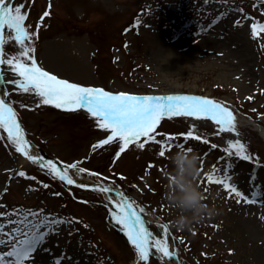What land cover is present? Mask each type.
I'll return each instance as SVG.
<instances>
[{
    "label": "rangeland",
    "instance_id": "374dc122",
    "mask_svg": "<svg viewBox=\"0 0 264 264\" xmlns=\"http://www.w3.org/2000/svg\"><path fill=\"white\" fill-rule=\"evenodd\" d=\"M21 4L28 16L25 26L35 33L26 42L35 49L30 55L57 78L113 94L159 96L174 89L176 95L215 100L236 116V132L220 133L214 122L192 117H165L155 130L156 140L164 139L159 134L178 135L192 127L201 137L173 141L200 156L198 182L206 202L219 213L191 231L173 226L178 213L165 198L168 157L177 147L160 157L157 143L137 147L147 139L140 137L123 152L115 141L94 149L110 130L99 129L84 109L42 104L34 93L9 83L20 78L11 66L0 65V86L29 141L70 176L123 189L129 201L144 208L150 239L162 240L161 225H167L169 249L176 253L172 261L257 264L255 252L264 244V134L250 122L264 129V0L12 2L13 7ZM18 51L12 42L5 45L8 57ZM237 139L251 161L225 153L227 142ZM23 156L0 128V254L25 239L22 232L30 236L39 226V233L47 235L25 264L39 262L41 255L40 264H143L113 219L116 205L101 191L68 185L42 168L40 157L34 163ZM72 164L77 168H70ZM225 164L230 165L229 183L256 203L230 198L222 185L208 184L205 174L216 166L221 169L217 175H223ZM80 168L85 171L78 172ZM160 257L150 256L147 264H166Z\"/></svg>",
    "mask_w": 264,
    "mask_h": 264
},
{
    "label": "snow or ice",
    "instance_id": "6c2138e0",
    "mask_svg": "<svg viewBox=\"0 0 264 264\" xmlns=\"http://www.w3.org/2000/svg\"><path fill=\"white\" fill-rule=\"evenodd\" d=\"M23 7L22 4L13 7L11 0H0V65L11 66V70L20 78L9 81V83L15 84L24 93H34L41 98L42 104L54 105L56 108L66 111L84 109L96 118L99 129L110 130L111 134L103 141L93 145L94 149L115 141L122 145L120 152H123L130 144L137 142L140 137H145L147 139L143 143H137V147L144 149L149 142L157 143L160 145L158 155L164 157L166 151H170L173 146H184L180 143L173 144V141H177L181 136L185 142L189 139H201L196 134L195 128L192 127L187 133L178 135L159 134L163 135L164 139L156 140L155 130L165 117L169 119L172 117H192L196 120H208L219 126L220 133L236 132V116L233 111L209 98L193 95L112 94L101 88L83 87L70 83L43 70L38 66L34 56L30 55V53H34L35 49L26 43L32 40L35 33L29 31L30 26H25L28 16L26 12L22 11ZM47 15L49 13L45 12L44 16ZM5 29L8 30L7 34ZM260 30L264 31V25L260 26ZM256 34V25H253V36ZM9 42L19 46L18 53L11 57H8L5 52V45ZM28 60H31L30 65ZM0 128L7 132V139L16 146L17 152L22 153L34 163L37 162L36 158L29 154L31 145L24 138L14 109L4 99H0ZM202 142L208 143L206 139ZM211 147L216 148L217 145L212 144ZM224 151L229 157L235 155L243 161L252 160V157L247 154L246 146L239 139L229 140ZM41 167L45 168L54 178H59L68 185L75 183L73 178L68 175L67 169L61 171L52 161H48L46 165L41 164ZM69 167L77 168V165L72 164ZM228 167L230 165L225 164L224 174L217 175L221 169L213 166L212 171L205 174L208 184L222 185L230 198L234 196L242 198L248 204L256 203L238 190L235 184L229 183L232 177L227 173ZM84 171L82 168L78 169V172ZM18 175L24 176L25 173L20 172ZM81 186L87 187L86 185ZM99 190L108 193L113 189L100 187ZM119 195L120 203L116 205L118 211L113 213V219L117 225L122 226L125 230L130 243L135 248L139 261L147 264L150 256L157 254H161V259L172 260L176 253L169 249L168 226L161 225L164 231L162 240L150 239L151 233L146 227V224L150 222L143 215L144 208L135 206L134 202L129 201L122 193ZM51 223L56 224L59 221L53 220ZM16 231L19 232L20 230ZM21 234L26 238L16 240L10 251L0 254V264H25L30 259L31 254L37 250V245L41 244L47 235L46 233H39V226H37V232L30 236L28 233L22 232ZM9 239L12 237L10 236ZM3 242L0 241V243Z\"/></svg>",
    "mask_w": 264,
    "mask_h": 264
},
{
    "label": "clouds",
    "instance_id": "9594fccd",
    "mask_svg": "<svg viewBox=\"0 0 264 264\" xmlns=\"http://www.w3.org/2000/svg\"><path fill=\"white\" fill-rule=\"evenodd\" d=\"M170 170L166 173L167 204L178 215L173 226L178 231L189 230L194 224H200L218 215L215 206L206 202L207 197L201 191L198 178L201 176V158L191 148L177 147L168 157Z\"/></svg>",
    "mask_w": 264,
    "mask_h": 264
},
{
    "label": "bare ground",
    "instance_id": "6f19581e",
    "mask_svg": "<svg viewBox=\"0 0 264 264\" xmlns=\"http://www.w3.org/2000/svg\"><path fill=\"white\" fill-rule=\"evenodd\" d=\"M179 90H181V89H179ZM3 94H4V91H3V89L0 86V99H3ZM166 95H176V92H174V89H171V91H169L167 93H164V94H162L160 96H166ZM27 141L31 145V149H30V153L29 154H34L35 152H37L38 154L41 153V151L39 149H37L35 145H33L29 140H27ZM26 158H27L26 156H23L24 160ZM47 162L48 161H45V160L43 161L44 164H47ZM72 178H73L74 181H78V182L83 183V184H98V185L100 184L101 186H108V185L103 184V183H97L93 179H91L89 177H86V176L72 177ZM119 191L123 194V192L120 189H119ZM105 195H106L107 199L109 201L113 202L115 205L120 203V195H118V193H116L114 191H111V192L105 193ZM254 259H255L257 264H264V244L261 247H258L257 251L255 252V258ZM41 260H42V255L39 258V262H37L35 264H40ZM166 264H179V262L166 259Z\"/></svg>",
    "mask_w": 264,
    "mask_h": 264
},
{
    "label": "water",
    "instance_id": "95a60500",
    "mask_svg": "<svg viewBox=\"0 0 264 264\" xmlns=\"http://www.w3.org/2000/svg\"><path fill=\"white\" fill-rule=\"evenodd\" d=\"M49 161H52L53 163H54V161L53 160H51V159H48ZM56 164V163H55ZM56 166L59 168V166L56 164ZM60 169V168H59ZM61 170V169H60ZM76 183V182H75ZM77 185H80L81 183H76ZM86 186H89V185H86ZM96 187V186H95ZM96 188H100V187H96ZM113 189V188H112ZM117 191V190H116Z\"/></svg>",
    "mask_w": 264,
    "mask_h": 264
}]
</instances>
